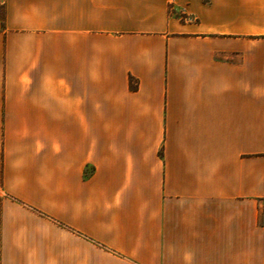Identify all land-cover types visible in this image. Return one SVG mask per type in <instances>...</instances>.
I'll use <instances>...</instances> for the list:
<instances>
[{"label": "crops", "instance_id": "obj_1", "mask_svg": "<svg viewBox=\"0 0 264 264\" xmlns=\"http://www.w3.org/2000/svg\"><path fill=\"white\" fill-rule=\"evenodd\" d=\"M0 15V264H264V0Z\"/></svg>", "mask_w": 264, "mask_h": 264}, {"label": "rangeland", "instance_id": "obj_2", "mask_svg": "<svg viewBox=\"0 0 264 264\" xmlns=\"http://www.w3.org/2000/svg\"><path fill=\"white\" fill-rule=\"evenodd\" d=\"M167 12L168 15L171 17H177L180 18L182 17V19H184L183 15H181V11L179 9H175V8H167ZM262 207H261V214H260V219L259 222L261 224H264V201L261 203Z\"/></svg>", "mask_w": 264, "mask_h": 264}, {"label": "trees", "instance_id": "obj_3", "mask_svg": "<svg viewBox=\"0 0 264 264\" xmlns=\"http://www.w3.org/2000/svg\"><path fill=\"white\" fill-rule=\"evenodd\" d=\"M2 17V15H0ZM131 88H135V87H131Z\"/></svg>", "mask_w": 264, "mask_h": 264}]
</instances>
